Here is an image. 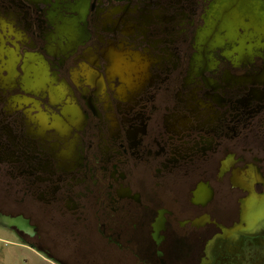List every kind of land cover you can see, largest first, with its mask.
Wrapping results in <instances>:
<instances>
[{
  "label": "flooded vegetation",
  "instance_id": "obj_1",
  "mask_svg": "<svg viewBox=\"0 0 264 264\" xmlns=\"http://www.w3.org/2000/svg\"><path fill=\"white\" fill-rule=\"evenodd\" d=\"M1 215L55 264H263L264 0H0Z\"/></svg>",
  "mask_w": 264,
  "mask_h": 264
},
{
  "label": "rangeland",
  "instance_id": "obj_2",
  "mask_svg": "<svg viewBox=\"0 0 264 264\" xmlns=\"http://www.w3.org/2000/svg\"><path fill=\"white\" fill-rule=\"evenodd\" d=\"M44 235L46 239L50 240V232L48 228H44ZM32 241L33 239H29ZM248 251H260L259 248L253 241L252 238L246 241ZM264 251V249H263ZM83 252H81L82 254ZM246 255V252H245ZM249 256H252L253 261H256L260 257H256L255 252H250ZM257 258V259H256ZM264 264V255L261 256ZM0 264H55L53 259L49 258L43 252L32 247L27 238L21 237L11 228L0 226Z\"/></svg>",
  "mask_w": 264,
  "mask_h": 264
},
{
  "label": "water",
  "instance_id": "obj_3",
  "mask_svg": "<svg viewBox=\"0 0 264 264\" xmlns=\"http://www.w3.org/2000/svg\"><path fill=\"white\" fill-rule=\"evenodd\" d=\"M12 225H16L21 229L30 231V226L28 222L24 219H15V218H10L8 216H0V226H4L6 228H11Z\"/></svg>",
  "mask_w": 264,
  "mask_h": 264
},
{
  "label": "bare ground",
  "instance_id": "obj_4",
  "mask_svg": "<svg viewBox=\"0 0 264 264\" xmlns=\"http://www.w3.org/2000/svg\"><path fill=\"white\" fill-rule=\"evenodd\" d=\"M34 86V85H33Z\"/></svg>",
  "mask_w": 264,
  "mask_h": 264
}]
</instances>
